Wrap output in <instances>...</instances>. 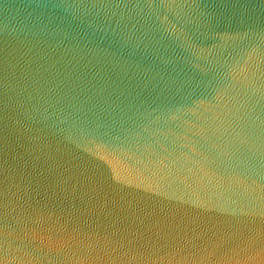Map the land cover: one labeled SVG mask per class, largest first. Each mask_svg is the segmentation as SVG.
I'll list each match as a JSON object with an SVG mask.
<instances>
[{"label":"water","instance_id":"water-1","mask_svg":"<svg viewBox=\"0 0 264 264\" xmlns=\"http://www.w3.org/2000/svg\"><path fill=\"white\" fill-rule=\"evenodd\" d=\"M0 264H264V0H0Z\"/></svg>","mask_w":264,"mask_h":264}]
</instances>
